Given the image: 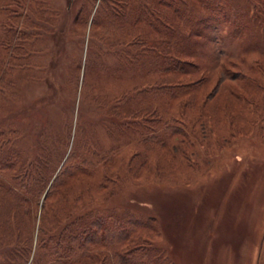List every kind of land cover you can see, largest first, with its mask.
I'll return each instance as SVG.
<instances>
[{"label": "rangeland", "instance_id": "rangeland-1", "mask_svg": "<svg viewBox=\"0 0 264 264\" xmlns=\"http://www.w3.org/2000/svg\"><path fill=\"white\" fill-rule=\"evenodd\" d=\"M142 252L264 264V0H0V264Z\"/></svg>", "mask_w": 264, "mask_h": 264}, {"label": "trees", "instance_id": "trees-1", "mask_svg": "<svg viewBox=\"0 0 264 264\" xmlns=\"http://www.w3.org/2000/svg\"><path fill=\"white\" fill-rule=\"evenodd\" d=\"M53 180H55V178L53 179ZM53 182V181H52ZM48 197V191L45 193V195H44V200H46V198ZM86 217V216H85ZM84 221H87L86 220V218L84 219ZM98 224V223H97ZM96 224V225H97ZM94 227V226H93ZM41 229V232H42V228H40ZM40 229H39V231H40ZM94 230H91V227H87L86 229H85V227H84V230H82V236H83V239H86L88 236H90V235H87V234H91L92 232H93ZM98 231H99V229H98ZM98 231L97 232H95V233H93V234H96V233H98ZM93 234H91V235H93ZM91 240V239H90ZM143 253V252H142ZM129 255H131V256H135L136 255V253L134 252V251H131V253L129 254ZM140 255H142V260H140V262L138 263V264H143V263H145V261L147 260V254L145 253H143V254H140ZM145 260V261H144ZM128 261H130V260H127V262ZM145 264H151V261H147Z\"/></svg>", "mask_w": 264, "mask_h": 264}]
</instances>
